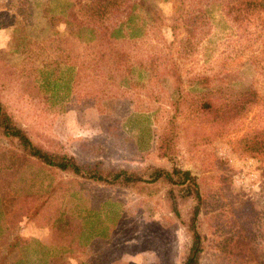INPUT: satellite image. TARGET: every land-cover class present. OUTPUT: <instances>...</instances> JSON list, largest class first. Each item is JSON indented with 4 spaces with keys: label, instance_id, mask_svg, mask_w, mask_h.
Instances as JSON below:
<instances>
[{
    "label": "rangeland",
    "instance_id": "1",
    "mask_svg": "<svg viewBox=\"0 0 264 264\" xmlns=\"http://www.w3.org/2000/svg\"><path fill=\"white\" fill-rule=\"evenodd\" d=\"M18 1L0 0V58L9 67H0V103L15 125L86 167L143 180L155 168L189 171L201 199L197 264H264V0L228 16L187 0L190 33L179 21L169 29L172 0L161 2L159 30L114 42L117 54L101 59L77 42L61 46L62 19H40L48 0H36L29 16ZM15 28L32 50L47 46L50 69L65 55L55 77L68 70L67 81L51 91L67 94L59 104L24 82L26 69L33 78L41 65L11 53ZM195 76L207 83L193 88ZM205 100L214 109H203ZM166 134L169 153L159 146ZM170 189L161 181L101 185L41 167L0 133V264H182L196 201L173 190V212ZM65 229L68 244L52 242Z\"/></svg>",
    "mask_w": 264,
    "mask_h": 264
},
{
    "label": "trees",
    "instance_id": "2",
    "mask_svg": "<svg viewBox=\"0 0 264 264\" xmlns=\"http://www.w3.org/2000/svg\"><path fill=\"white\" fill-rule=\"evenodd\" d=\"M166 1L169 0H48V5L50 6L45 9L46 13L42 10L43 12L40 15V19L42 21V18L45 19L47 15L49 21L53 20L54 17H60L63 24L68 29L65 38L59 41L62 42L61 46H67L70 41L77 42L78 44L86 46L91 55H94L97 59H101L109 53H113V56L117 54L115 49L112 48L114 42L134 41L159 30L161 23L165 22L166 19L160 16L157 6L161 2ZM185 1L187 0H172L171 6L173 13L168 19L172 21L169 27L170 30H174L176 28L175 23L179 21L182 22V27H185L184 30L190 33V31L187 30L188 28H186V26L190 25L189 19L191 16L190 18L188 16L190 12L186 15L181 12L182 4H184ZM192 1L193 0H189V2ZM203 1L204 4L208 3L210 6H216L220 14L221 11L224 13V9H226L224 15L226 14L227 16L237 9L240 10L239 5L247 6V3L249 4L246 0ZM57 3L58 7H55L53 11L51 5ZM18 5L22 9H25L24 12L29 16L31 10H33V6L37 7L38 3L36 0H19ZM47 13H50V16ZM25 17L27 18V16ZM9 45L11 53L18 55L25 64L28 65L30 60L36 59V62L41 65L37 68L38 70L35 71L36 74L33 75V78H29V76L26 75L28 69L25 68L26 72L23 76L27 78L24 80L26 84L29 83V86L31 85L35 91H42L44 95L47 93L46 97H49L48 101L54 102L51 106H55V103L59 104L66 98L67 94L56 96L51 93V91H53V82L59 83L62 80L67 81L68 70L62 71L66 79H62L61 76H58L59 74L56 76L59 78L55 77V70L57 68V71H60L61 65L68 66L65 55L61 61L53 63L55 69L52 65L50 69L49 66L52 63L47 62L42 56L47 51V46H45V44L41 46L35 43V48L32 50L30 48V39L23 30L18 28L14 29L10 37ZM0 67L4 69L9 68L1 58ZM172 77L175 84L181 83L177 76L173 75ZM206 80L207 78L205 77L195 76L191 80V86L193 88L203 87V85L207 83ZM55 83L54 85H56ZM201 107L207 111L214 109L213 102H209V100H205V102L201 104ZM0 133L10 142H16L20 150V157L26 158V160L31 159L35 164L41 167L69 173L75 177L93 183L129 188L142 183L164 182L171 187L169 190V201L173 212L176 211V199L172 195L173 190L181 192L183 196L181 198L192 197L196 201V206L192 211L188 226L191 244L182 264H197L198 254L200 253L201 237L196 231L195 221L201 199L195 177L191 176L189 171H181L177 168H171L169 171H165L155 168L149 171L147 180H143L141 176L122 169L102 171L95 167L80 165L71 156L48 151L33 144L25 131L15 125L1 103ZM165 137L166 138L161 141L159 146L164 149V153H169L172 151V141L170 137H167V134ZM70 232L67 229L56 230L52 234V242L59 243V241H66V244H68L67 238H72ZM57 239L59 241H56ZM94 240H96V238Z\"/></svg>",
    "mask_w": 264,
    "mask_h": 264
}]
</instances>
